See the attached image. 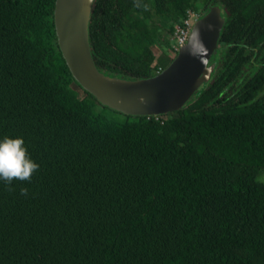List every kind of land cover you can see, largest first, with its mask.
<instances>
[{
	"label": "trees",
	"instance_id": "obj_1",
	"mask_svg": "<svg viewBox=\"0 0 264 264\" xmlns=\"http://www.w3.org/2000/svg\"><path fill=\"white\" fill-rule=\"evenodd\" d=\"M222 1L219 44L235 43V56L240 40L257 46L256 76L225 92L242 51L184 110L145 117L103 106L73 78L56 0H0V137H23L38 164L29 180H0V264H264V0ZM194 3L96 0L99 70L167 68L162 22Z\"/></svg>",
	"mask_w": 264,
	"mask_h": 264
},
{
	"label": "water",
	"instance_id": "obj_2",
	"mask_svg": "<svg viewBox=\"0 0 264 264\" xmlns=\"http://www.w3.org/2000/svg\"><path fill=\"white\" fill-rule=\"evenodd\" d=\"M96 0H56L54 23L59 48L73 78L100 104L128 116L159 117L184 110L213 81L211 62L226 23L224 9L212 6L194 22L177 57L159 74L142 79L100 71L92 54L90 22Z\"/></svg>",
	"mask_w": 264,
	"mask_h": 264
},
{
	"label": "flooded vegetation",
	"instance_id": "obj_3",
	"mask_svg": "<svg viewBox=\"0 0 264 264\" xmlns=\"http://www.w3.org/2000/svg\"><path fill=\"white\" fill-rule=\"evenodd\" d=\"M195 1L194 6L188 7L184 13L178 15L176 18L173 19V17H167L164 22H162V30L164 33L163 39L168 42V46L170 50V54L173 56L175 59L178 55V50L181 48V40L182 38L186 39L187 35L191 33L194 20L201 19L203 16H205L208 12L210 7L212 6H221L224 9V16L226 17V23H227V8L222 0H213L211 3V0H191ZM213 3V4H212ZM215 3V4H214ZM211 4V5H210ZM154 19L159 20V18L163 17L161 15H154L152 16ZM142 18V14H141ZM225 23V25H226ZM225 27V26H224ZM222 34V33H221ZM245 39V38H244ZM220 40V39H219ZM157 43L160 42L159 37L156 38ZM239 47L237 50L236 56L230 52L229 47H234L235 43H230L228 45L224 44H219V49L218 51L214 54L211 59V62H214L216 59H218L219 65L217 68L220 67V69H223V65L226 61H229L231 59H240V54L243 51V58L245 59L244 62V67L241 68V70L237 73L234 74L232 77L231 81L229 82V88H226V93L230 98L235 97L237 94H239L243 87L245 86L246 79L250 78L252 79L254 76H256L257 72L261 68L260 64H255L258 62V60H261L259 55H262L257 46H254L252 44L251 47L247 46L245 44V41H239L238 42ZM158 48V54L154 52L156 56H159L161 51L159 49L158 45H155L152 47ZM173 59V60H174ZM173 62V61H172ZM171 62V63H172ZM252 63L253 67L249 66V63ZM223 63V64H222ZM225 65H228V63H225ZM236 67H240L242 65H235ZM166 69V68H165ZM164 69H159L156 73L159 74L162 72ZM217 70V69H216ZM217 74V72H215ZM214 73V75H215Z\"/></svg>",
	"mask_w": 264,
	"mask_h": 264
},
{
	"label": "clouds",
	"instance_id": "obj_4",
	"mask_svg": "<svg viewBox=\"0 0 264 264\" xmlns=\"http://www.w3.org/2000/svg\"><path fill=\"white\" fill-rule=\"evenodd\" d=\"M194 98L189 103L193 102ZM37 168L38 164L28 155L23 137H0V180L8 183L13 179L29 180ZM25 191L26 189H21L22 193Z\"/></svg>",
	"mask_w": 264,
	"mask_h": 264
},
{
	"label": "rangeland",
	"instance_id": "obj_5",
	"mask_svg": "<svg viewBox=\"0 0 264 264\" xmlns=\"http://www.w3.org/2000/svg\"><path fill=\"white\" fill-rule=\"evenodd\" d=\"M153 51H154L156 54H158V52H159V51H158V48H156V47L153 49ZM81 94L84 95L83 93H81ZM97 108H98V109H97L98 111L102 112V108H101V107H97ZM110 114H111V113H109L108 116H110ZM120 119H122V117H119L118 120H120ZM260 180H264V175L261 176Z\"/></svg>",
	"mask_w": 264,
	"mask_h": 264
},
{
	"label": "built area",
	"instance_id": "obj_6",
	"mask_svg": "<svg viewBox=\"0 0 264 264\" xmlns=\"http://www.w3.org/2000/svg\"><path fill=\"white\" fill-rule=\"evenodd\" d=\"M194 21H195V20H194ZM194 21H193V22H194ZM188 37H189V34L187 35L186 39L182 38V40H181L182 42H181V45H180V46L184 45V44L187 42Z\"/></svg>",
	"mask_w": 264,
	"mask_h": 264
}]
</instances>
